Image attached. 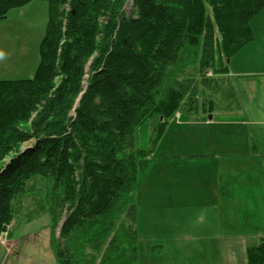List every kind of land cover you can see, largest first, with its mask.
Wrapping results in <instances>:
<instances>
[{
  "label": "trees",
  "instance_id": "1",
  "mask_svg": "<svg viewBox=\"0 0 264 264\" xmlns=\"http://www.w3.org/2000/svg\"><path fill=\"white\" fill-rule=\"evenodd\" d=\"M30 1L0 0V20ZM46 1L35 75L0 81V235L18 214L19 196L39 195V187L55 228L68 210L57 257L71 264L110 238L122 216L136 235L131 200L139 163L152 152L136 146L138 131L157 120L153 147L184 106L197 113L179 80L181 61L188 54L201 72L223 65L227 72L228 59L254 39L251 20L264 0ZM114 240L104 264H131L124 241ZM247 261L264 264V240Z\"/></svg>",
  "mask_w": 264,
  "mask_h": 264
},
{
  "label": "rangeland",
  "instance_id": "2",
  "mask_svg": "<svg viewBox=\"0 0 264 264\" xmlns=\"http://www.w3.org/2000/svg\"><path fill=\"white\" fill-rule=\"evenodd\" d=\"M131 6L132 2L126 6L127 13L131 12ZM48 21L49 5L46 0H33L13 8L6 18L0 20V81L26 80L35 75L39 66L40 48ZM251 28L254 39L228 59L226 63L227 72L223 71V64L222 67H216L222 71H216L212 68L206 70L205 68L201 72L199 59L193 61L188 54L184 57L181 61L183 67H178L179 80L187 86L189 91L187 101L189 102L192 99L195 101L197 113H189L187 111L189 106H184L180 110L181 112L175 114V118H179L181 114H187L193 120L206 119L212 117L211 114H215L219 120L234 119L233 121L237 123L234 126L223 125L211 128L213 130L209 132L208 139L212 144L211 147H215L218 150L217 152L222 154H229L240 143L244 145L243 148L248 153L254 148L255 144L258 150L262 152L259 159L264 160V74L259 76L256 74H243L245 72L264 73V9L251 20ZM188 78L193 79V82L188 81ZM226 108H230L231 112H225ZM185 119L183 117V120ZM172 121L168 125V130L171 128L172 135L170 134L168 143L165 145L166 148H162L163 152H167L170 148L169 143H174L176 140L174 135H179V130L171 123ZM186 127H184L183 133L191 129L195 131L196 129ZM156 129V119L144 124L137 133L136 146L143 150L147 149L151 134ZM183 142L185 146L181 150L185 149L189 152L198 150L194 148L195 141L181 139V143ZM24 146L26 147V145ZM147 168L144 163L139 168L138 175L140 174V178L137 190L139 193L141 192V197L138 205L136 192L131 200L132 204L137 205V211L143 209L142 213L149 212L147 205L145 206L148 193L156 194L154 186L148 183ZM165 182V184L158 186V190L159 193L164 192L167 197L171 193H185V195H191L192 197L201 194V186L188 190L183 185L184 191H180L175 185L169 186V181L166 180ZM256 187L252 186L251 192ZM27 190L18 198L21 201L16 204L18 214L0 235V264H62L57 257V239L63 247L65 240L60 239V231L63 222L67 218L68 210L64 211L58 224L56 223L58 226L55 228L52 214L43 206L46 199L45 195H47L45 191L38 187L34 190L43 192L36 195L37 191L27 192ZM259 193V196H255L254 199H260L259 202L264 203V189L259 190ZM149 202L156 205L158 203L156 199ZM162 211V209L154 210L156 219H151V221L148 220L147 216H141L142 223H148V221L153 224L162 223V217L158 216ZM261 211V215L250 217L251 221L256 219L259 225L264 224V210ZM123 217L122 219L120 217V222L118 221L119 223L115 226L110 238L103 243L101 242L97 247L90 248L91 254L87 257L71 258V264H104L108 253H111L109 252L110 248L117 245V241L114 240L116 237L124 241L122 245L126 246L125 250L128 252L125 257L132 260L131 264L220 263V257L216 260L213 254L206 260L197 256L195 253H199L200 249H179L164 246L162 242H142L138 232H136V235L133 233V226L126 228V226L120 225ZM202 218L204 220L201 222ZM180 219L181 221L178 223ZM180 219L177 216L169 217L170 223L176 224L175 226L200 225L201 223L235 224L237 226L241 223L238 217L230 216H201L200 218L188 216ZM75 238V236H71L70 239L74 240ZM122 248L120 247V249ZM135 251L137 260L133 261Z\"/></svg>",
  "mask_w": 264,
  "mask_h": 264
},
{
  "label": "crops",
  "instance_id": "3",
  "mask_svg": "<svg viewBox=\"0 0 264 264\" xmlns=\"http://www.w3.org/2000/svg\"><path fill=\"white\" fill-rule=\"evenodd\" d=\"M243 74L259 76L264 73ZM225 112H231V109L226 108ZM211 115L212 117L206 119L195 120L190 119L187 114L175 118L171 123L178 128L179 135H174L176 140L169 143L167 152H163L162 148H166L165 145L172 135L171 128L168 130L170 123L162 138L153 147L149 139L147 149L152 148V152L140 161L139 168L143 163L148 167V183L154 186L156 194L148 193L146 197L148 213H142V208L137 211L136 230L142 242H162L164 246L179 249H200L199 253H195L197 256L206 260L213 254L216 260L220 257L219 264H248V249L258 246L264 240V224L259 225L256 219L251 221L250 218L261 215V210H264V203H260V199H254L259 196V190L264 189V160L259 159L262 152L255 144L248 153L240 143L229 154H222L215 147H211L212 144L208 141L209 132L213 130L211 128L237 124L234 119L219 120L215 114ZM183 117L186 119L183 120ZM186 126L196 129L183 133ZM181 139L195 141L194 148L198 150H181L185 146ZM139 178L140 174L137 184ZM166 180L170 182L169 186L175 185L180 191H184L183 185L188 190L201 186V194L192 197L185 193H171L167 197L158 190V186L165 184ZM252 186L257 187L251 192ZM136 193L138 205L141 192L136 188ZM155 199L157 205L149 202ZM156 209L163 210L158 214L162 217V223L153 224L149 221L156 219ZM141 216H147L148 223H142ZM171 216L179 219L188 216H230L238 217L241 223L237 226L214 223L175 226L176 224L170 223ZM203 220L204 218L201 222ZM180 221L181 219L178 223Z\"/></svg>",
  "mask_w": 264,
  "mask_h": 264
}]
</instances>
